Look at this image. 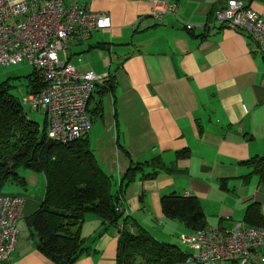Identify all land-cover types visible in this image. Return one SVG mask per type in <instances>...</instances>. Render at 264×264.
Returning <instances> with one entry per match:
<instances>
[{"label": "crops", "instance_id": "obj_1", "mask_svg": "<svg viewBox=\"0 0 264 264\" xmlns=\"http://www.w3.org/2000/svg\"><path fill=\"white\" fill-rule=\"evenodd\" d=\"M155 1L65 0L111 19V27L95 32L86 47L77 49L74 46L84 42L71 38L67 53L72 65L74 56L81 54L80 70L112 77L110 91L96 88L99 97L93 94L95 107L90 103L89 113L93 124L87 134L98 164L113 178L112 192L131 166L155 158L166 165L153 179L142 177L154 167L137 172L123 193L120 226L130 217L161 242L175 245L183 227L193 230L165 216L161 206L165 195L197 198L207 227L235 229L245 222L252 204L264 217V187L244 164L264 157V62L246 34L214 23V13L228 0H158L176 7L161 19L152 16ZM240 1L264 19V0ZM97 103L101 107L94 113ZM186 149L190 156L178 158ZM37 175L34 184L44 177L46 191L45 175ZM27 190L28 185L25 189L12 185L4 192L27 196L21 222L29 233L19 232L9 261L0 264H54L37 248L26 220L40 208L45 192ZM144 222L153 228L148 231ZM118 231L105 230L101 218L86 214L81 229L86 251L75 264H117Z\"/></svg>", "mask_w": 264, "mask_h": 264}, {"label": "trees", "instance_id": "obj_2", "mask_svg": "<svg viewBox=\"0 0 264 264\" xmlns=\"http://www.w3.org/2000/svg\"><path fill=\"white\" fill-rule=\"evenodd\" d=\"M29 79L28 92H40L47 83L34 69ZM108 77V78H107ZM95 86L101 93L111 90L112 77L109 75ZM0 85V194L7 185L27 187V180L20 169L43 173L46 191L42 205L30 217L27 224L32 237L36 239L39 251L54 264H75L86 249L81 237L85 215L95 214L101 218L105 230L118 228L120 234L117 264H175L186 262L187 253L179 246L164 243L153 238L134 219L127 217L120 226L124 206L123 193L144 166L154 167L142 179H153L166 165L161 158L131 166L124 174L118 190L113 193V178L103 172L95 153L90 149L87 134L73 143L61 144L48 139L46 125L27 117L21 103L9 94L10 88ZM94 90V92H95ZM93 92V94H94ZM89 101L90 103L93 99ZM97 103L94 113L100 110ZM90 113V108H88ZM92 119V116H91ZM93 122V119H92ZM189 150H183L178 158H188ZM257 175L264 187V157H254L244 162ZM159 169V170H157ZM172 172V170L168 169ZM249 176L245 177V181ZM165 216L179 221L193 231L207 227V216L194 196L172 193L161 199ZM119 214L122 216L119 217ZM245 223L264 229V217L256 204L246 213ZM136 232H131V228ZM121 228V229H120Z\"/></svg>", "mask_w": 264, "mask_h": 264}, {"label": "built area", "instance_id": "obj_3", "mask_svg": "<svg viewBox=\"0 0 264 264\" xmlns=\"http://www.w3.org/2000/svg\"><path fill=\"white\" fill-rule=\"evenodd\" d=\"M175 11V6L157 0L152 16L161 19ZM214 17V23L246 34L264 62V19L240 0H228ZM110 27L107 14L78 3L0 0V65L25 62L44 78L46 88L28 92L21 105L45 114L48 139L55 143H73L88 134L93 124L89 101L96 84L105 78L94 72H78L68 61V42L73 37L87 41L95 32ZM62 52L65 60L60 58ZM26 202L25 194H0V263L9 261L16 248ZM123 209L117 208L119 212ZM183 239L191 250L187 264H264V229L245 222L233 230L206 227Z\"/></svg>", "mask_w": 264, "mask_h": 264}, {"label": "rangeland", "instance_id": "obj_4", "mask_svg": "<svg viewBox=\"0 0 264 264\" xmlns=\"http://www.w3.org/2000/svg\"><path fill=\"white\" fill-rule=\"evenodd\" d=\"M83 42L84 43L82 45L74 46V47H77V49H79L81 47H86L88 45L87 41H83ZM67 52L69 53V49L67 50ZM73 53L76 54L75 52H73ZM96 53H99V52H96ZM80 55L81 54L74 56L75 58L73 59V65L75 64L74 66H78L79 67L78 72L83 73V72H86L83 69L80 70L83 61L80 64H78V61H77V60H79ZM63 57H64V54L62 52V53H60V58L63 59ZM110 70H111V73H114L115 67H111ZM34 72H35L34 67L28 65L25 62L18 64L16 66H8V67H3L0 65V85L8 81V83L6 85H4L3 88H7L9 86L8 88H10V89H9L8 95H10L12 98H14V99L18 100L20 103H22L24 98L28 94L29 89L27 88V85L29 84V79L34 77ZM94 95L96 98H98L99 92H97V90H96L94 92ZM105 105H106V110L108 111V100H105ZM91 106L95 107V102H92ZM23 109H24V112L27 114V117L29 119H32L33 121L37 122L40 127L45 126L46 116L43 112L32 111L29 106H23ZM19 173L22 177H24L22 175L23 173H28L27 177H24V178H26V180H27V185H28L27 192L29 194L42 195L45 192V185L42 183V179H44V177H41V181H36V183L34 184V179H37V177H38L37 174H40V173H36L30 169L29 170L28 169H20ZM253 177H254V179H256V181L258 183V181H259L258 177L256 175H253ZM11 186L12 185H7L4 190H6L8 187H11ZM142 225L148 231H150L151 228H153V225H148L146 223L142 224ZM211 228H213V227H211ZM215 228H217V227H215ZM18 229H19V232H22L24 230L26 234L29 233L27 225L25 224L24 221L19 223ZM183 229H184V231L182 233H180V235L178 237H176L177 243L175 245H178L184 252H191L189 244L187 242H185L183 239V236H190L191 232L185 227H183ZM155 230H157V229H155ZM149 234L153 238H155L156 240L161 241L159 238L154 237L156 235H152V233H149ZM28 237H29V235H28ZM175 264H187V263L186 262H178ZM227 264H233V263L228 262Z\"/></svg>", "mask_w": 264, "mask_h": 264}, {"label": "water", "instance_id": "obj_5", "mask_svg": "<svg viewBox=\"0 0 264 264\" xmlns=\"http://www.w3.org/2000/svg\"><path fill=\"white\" fill-rule=\"evenodd\" d=\"M122 215L121 214H119V217H121Z\"/></svg>", "mask_w": 264, "mask_h": 264}]
</instances>
